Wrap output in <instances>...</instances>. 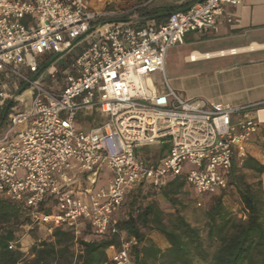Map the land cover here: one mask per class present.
Wrapping results in <instances>:
<instances>
[{"label":"built area","instance_id":"2783aa9c","mask_svg":"<svg viewBox=\"0 0 264 264\" xmlns=\"http://www.w3.org/2000/svg\"><path fill=\"white\" fill-rule=\"evenodd\" d=\"M110 3L0 0V74L18 92L2 91L0 97L16 96L25 107L9 114L0 137V195L22 204L37 226L51 232L79 236L90 225L97 236L107 235L128 192L142 183L160 189L184 175L197 195L225 189L235 160L247 157L249 142L264 125V102L237 107L184 99L166 72L172 48L184 45L190 33H209L226 7L242 0H203L171 13L160 26L122 22ZM90 36L62 66L67 53ZM87 110L104 123L78 129L76 121ZM154 143L169 146L159 166L137 157L138 149ZM74 166L92 176L107 167L109 185L88 192L84 201L65 188ZM51 198L55 206L48 214L42 208ZM134 245L135 239L124 241L110 261L135 264Z\"/></svg>","mask_w":264,"mask_h":264},{"label":"trees","instance_id":"16d2710c","mask_svg":"<svg viewBox=\"0 0 264 264\" xmlns=\"http://www.w3.org/2000/svg\"><path fill=\"white\" fill-rule=\"evenodd\" d=\"M174 7L138 9L131 18L154 16L174 11ZM165 18H157V22ZM144 22L134 23L136 26ZM4 110L0 114V122ZM10 112L7 114V116ZM6 124H3V126ZM242 169L251 170L260 177L264 165L253 157L243 160ZM234 188L246 211L245 219H237L224 205L228 190ZM192 189L184 175L174 177L160 189L142 183L126 197L123 207L114 217V225L105 236H97L90 225L81 235L71 230L55 229L50 242H41L32 248L34 258L26 260L19 250L18 234L34 232L37 225L28 210L0 195V264H113L108 256L110 248L120 249L124 241L135 239L131 249L135 264H192L204 253V240L182 213L181 199ZM212 195V194H211ZM162 198L170 205L165 210L159 205ZM213 205L206 213L207 241L215 248L210 264H264V190L262 181L254 185L245 180L244 173L232 169L227 187L213 194ZM55 200L49 199L42 210L52 213ZM35 227V228H34ZM159 232L168 248L162 250L146 232ZM17 242L18 249H11Z\"/></svg>","mask_w":264,"mask_h":264},{"label":"crops","instance_id":"0c3cea01","mask_svg":"<svg viewBox=\"0 0 264 264\" xmlns=\"http://www.w3.org/2000/svg\"><path fill=\"white\" fill-rule=\"evenodd\" d=\"M103 1L107 2L108 0ZM199 1L149 0L146 5H151V9L174 7V11L162 12L173 13L187 10ZM98 7L103 8V3H99ZM229 17L232 18L233 23L227 22ZM160 18L165 19L161 22H157V18L140 22H144L141 25L153 22L160 26L167 21L168 16ZM182 46L183 54L181 58L183 63L187 66L202 64L205 66L204 70H206L202 73L204 77L206 76V79L202 83V87L197 88V90L192 88V84L187 79L173 76L170 80L171 86L182 98L203 97L216 105L230 104L237 107H246L264 102V0H242V4L238 7L227 6L224 15L218 19V23L213 30L206 35L188 34L185 44ZM194 53L199 54L201 57L197 61L192 62L190 61V56ZM168 58L169 54L166 60L167 73ZM2 91H9L15 95L18 93L13 89L12 79L0 74V93ZM10 102L12 104L8 113L13 112V108L19 102L16 100V96L5 101H2L0 97V109L4 110V113ZM7 114L0 126L1 135L9 125V115L7 116ZM250 116H255V113L251 111ZM5 120L6 124L3 126ZM104 121L105 119L95 113V111L87 110L80 114L76 121V127L80 130L89 131L101 125ZM168 154L169 146L159 143L137 150V157L151 166H159ZM247 157H253L264 165V125L260 127L259 132L249 142ZM243 160L236 159L233 169L245 174H254L251 170L242 169ZM105 171L108 172L107 177L103 176ZM69 177L70 183L65 186L66 190L73 192L84 201H88V192H94L99 188L108 186L112 174L107 167H104L96 176H92L82 171L78 166H74L69 172ZM139 186L133 190L139 188ZM45 230L51 241L53 232L46 227ZM81 230H85V225L81 227ZM114 249L110 248L108 250V256Z\"/></svg>","mask_w":264,"mask_h":264},{"label":"rangeland","instance_id":"374dc122","mask_svg":"<svg viewBox=\"0 0 264 264\" xmlns=\"http://www.w3.org/2000/svg\"><path fill=\"white\" fill-rule=\"evenodd\" d=\"M111 1L109 4V8L112 11L117 13H122V19H132V15L138 9L148 8L151 9V5H146L149 0H108ZM92 41V37H88L77 44V46L67 53V56L62 66L69 63L70 60H73L75 56H77L81 50L85 47L86 44H89ZM169 58L167 61L168 65V78L169 81L173 78V76H180V79H187V81L192 84V88H201L202 83L206 79L202 74L206 70H204V65L197 64L187 66L183 63L181 58L183 54V46H177L172 48L169 51ZM180 55V56H178ZM184 76V77H183ZM14 112H22L25 107L20 103L15 106ZM2 109H0V114ZM251 111L249 110L248 113ZM2 132V131H1ZM0 132V136H1ZM245 159V158H244ZM240 164V163H239ZM239 169V168H238ZM241 171H238L240 173ZM108 172L105 171L103 176L107 177ZM245 180L247 183L254 185L258 181H262V186L264 190V175L257 177L254 174H245ZM221 192L220 189H217L214 194H219ZM213 194L209 195H197L193 189L188 190V193L182 197L181 202L183 206L182 213L187 218V220L197 229L200 230L201 236L204 240V253L202 256L196 258L192 264H210L211 263V255L214 252V247L212 244L207 241V219L206 213L211 209L213 205L212 200ZM224 205L230 211V213L235 216L237 219H245L246 211L240 201V197L238 196L236 190L234 188L228 190L227 195L224 197ZM159 205L165 210H169L171 207L167 204L162 198H159ZM35 228V227H34ZM148 238H150L159 248L162 250H166L168 248V243L164 239V237L157 231H145ZM47 232L45 227L37 226L34 232L21 231L18 234L19 239V250L22 251L25 255L26 260H31L34 258L32 254V248L38 245L41 242H50V237L46 235ZM18 249V248H17Z\"/></svg>","mask_w":264,"mask_h":264},{"label":"water","instance_id":"95a60500","mask_svg":"<svg viewBox=\"0 0 264 264\" xmlns=\"http://www.w3.org/2000/svg\"><path fill=\"white\" fill-rule=\"evenodd\" d=\"M203 0H200V2H202ZM171 13H161V14H157V15H154V16H149V17H143V18H134V19H127V20H123L122 22H140V21H150V20H154L156 18H160V17H164V16H169ZM12 102H10L5 110V113H4V117L2 119V122L0 123V126L2 125L3 121H4V118L6 116V114L8 113L9 109H10V106H11Z\"/></svg>","mask_w":264,"mask_h":264},{"label":"bare ground","instance_id":"6f19581e","mask_svg":"<svg viewBox=\"0 0 264 264\" xmlns=\"http://www.w3.org/2000/svg\"><path fill=\"white\" fill-rule=\"evenodd\" d=\"M200 57H201V56H200L199 54L194 53L193 55L190 56V61L195 62V61H197L198 58H200ZM192 58H193V59H192ZM259 116L261 117V119L264 120V109L261 110V111L259 112Z\"/></svg>","mask_w":264,"mask_h":264}]
</instances>
